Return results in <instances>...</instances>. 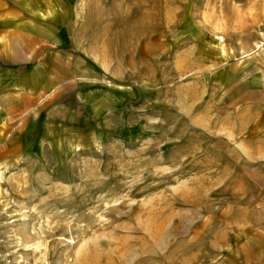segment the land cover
Here are the masks:
<instances>
[{
  "label": "rangeland",
  "instance_id": "rangeland-1",
  "mask_svg": "<svg viewBox=\"0 0 264 264\" xmlns=\"http://www.w3.org/2000/svg\"><path fill=\"white\" fill-rule=\"evenodd\" d=\"M146 4L84 34V114L0 146V264H264V105L211 74L264 86V0Z\"/></svg>",
  "mask_w": 264,
  "mask_h": 264
},
{
  "label": "crops",
  "instance_id": "crops-1",
  "mask_svg": "<svg viewBox=\"0 0 264 264\" xmlns=\"http://www.w3.org/2000/svg\"><path fill=\"white\" fill-rule=\"evenodd\" d=\"M132 1L0 0V146L33 147L50 120L81 103L84 114V100L94 89L86 79L84 34H95L90 28L97 26L94 19L131 11L137 16V9H146L147 0L139 6ZM243 64L218 68L211 73L214 81L237 94L236 105L258 99L264 105V86L235 92L255 80ZM228 80L235 83L231 88Z\"/></svg>",
  "mask_w": 264,
  "mask_h": 264
}]
</instances>
